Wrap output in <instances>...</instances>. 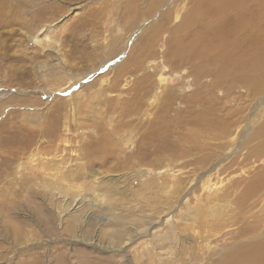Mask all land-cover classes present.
<instances>
[{
  "label": "rangeland",
  "instance_id": "1",
  "mask_svg": "<svg viewBox=\"0 0 264 264\" xmlns=\"http://www.w3.org/2000/svg\"><path fill=\"white\" fill-rule=\"evenodd\" d=\"M4 1L5 21L21 0ZM45 1L44 32L24 24L34 18L30 6L25 18L0 25V170L3 157L19 158L10 174L0 171V264H213L264 232V131L255 134L264 122V70L259 83L235 87L227 97L218 88L226 104L218 106L229 110L233 124L228 136L184 129L177 150L185 155L169 152L160 164L150 161L153 155L138 164L136 155L135 163L125 164L149 118L140 103L152 105L156 87L190 94L196 84L189 67L174 69L162 53L151 56L164 49L157 47L161 34L143 41L146 27L159 20L156 14L132 27L134 17L122 16L124 0ZM37 34L50 42H34ZM141 52L142 69L128 67L127 60ZM143 71L153 79L139 83ZM46 127L58 130V137L51 139ZM100 127L113 133L110 143L121 161L103 162L94 151ZM21 128L39 132L26 154L9 141ZM61 170L74 177L62 178ZM11 202L16 205L7 212ZM38 216L50 219L52 228ZM11 221L20 224L19 232L8 229Z\"/></svg>",
  "mask_w": 264,
  "mask_h": 264
},
{
  "label": "bare ground",
  "instance_id": "2",
  "mask_svg": "<svg viewBox=\"0 0 264 264\" xmlns=\"http://www.w3.org/2000/svg\"><path fill=\"white\" fill-rule=\"evenodd\" d=\"M3 1L4 0H0V4L6 2ZM124 1V5L122 7V16L124 18L127 16L134 17L131 22L132 27L138 24L139 21L137 20L139 19H147L155 14L158 16L159 20L157 22L152 23L149 28L146 27L147 29L145 30L147 33L144 34L143 41L146 42V44L150 43L151 39H153L156 35L161 34L164 36L162 37L163 42H159L157 47L160 48V46L163 45L164 49L158 50L156 48L151 50V56H157L159 53H162L164 59L166 60L164 64H169L174 69L182 66H188L189 72L187 75L191 74L193 76L192 82L196 84V87H193L194 90L190 94H188V91V95L180 96H178L176 93H173V91L169 90V88L168 90H165L156 87L158 89V93L155 98V102L152 103V105H146L143 102L140 103L142 104V107L140 105L139 107L143 109L145 106H147V110L151 108L152 112L148 115H145L146 112H148L146 110V112L143 114L144 116L149 117L144 122L143 128L145 129V132L143 135H140L137 140H135L137 143L132 141L134 147L129 153H127L129 155L126 156L125 162L123 163H135L136 155L138 158V164H140L141 161L146 158L149 159L148 155L155 156L154 158H151L150 161L159 164L164 161V156L166 155L167 157L169 152L175 156L181 154L185 155L187 152L183 151L182 148L181 150H177L180 149V145H182L180 134L184 131V129L193 130L192 133L195 131L201 135L203 132H209L213 134L219 132L218 136H228L229 132H231L230 125L232 123L228 119L231 117L230 112L225 108V114L218 115V111H224L222 110L223 108L218 105L224 104L222 103L224 102L222 99L225 96H229L230 93L234 91L235 87H246V85L253 82L259 83L258 77L262 75V70H264V0ZM20 2H22V0ZM20 2L17 6L18 9L15 10V12H12V14H9V18L7 17L5 21L3 20V16L6 14L9 8L7 6H3L2 4V7H0V25L1 23H4L5 26V24H9L13 19L20 21L18 18H25L27 16L26 14L29 13L25 9L30 6L32 8L34 7L35 9L34 18L31 17L30 20L23 21L24 24H28V26L32 28V32H40L41 30L43 31L40 33L44 32L46 28L40 23L43 19L42 15H44L47 11V4L45 3L46 1L37 0L36 3L31 4ZM19 8L21 10H19ZM106 9L109 10L108 7ZM113 9L114 8H110L111 13ZM176 19L179 20L173 22ZM94 23V20L92 22H87L88 25H94ZM33 40L34 42L38 43H41L43 40L45 42H50V37L45 35L44 38H40L39 34H37L34 36ZM138 41H134L132 46L135 47L138 44ZM141 53H138L135 56L136 61H134L135 57L129 58V60H127L126 64L129 63L128 67L133 66L135 65L134 63H136V70L142 69V61L139 65H137L139 62V57L143 55V52ZM126 64L122 65V67L119 69V72L117 73V76L125 71L124 68L126 67ZM150 79H153V75L149 76L148 73L143 71L137 81L141 83L145 80L150 81ZM136 86L139 88V86L141 87V84H137ZM218 88L224 89L226 91V95L223 98H220V96L217 97ZM154 89L155 86H151L149 93H152ZM136 95L137 93L132 94V101L136 99ZM225 105L226 104H224V106ZM25 123L22 122L21 125L24 126ZM80 123L81 122H79V124ZM46 125H48V123H46ZM231 126H233V124ZM46 130L47 132L43 130L42 133L45 131V134H49V137L51 134L55 135L56 138L58 137V130H55L54 132L48 131V128ZM28 131L34 133L30 134ZM35 131L37 130L21 128V133L12 132L11 135L14 138H10L9 141L15 142L17 145L11 143L13 144L11 145V149L16 150L18 148V152L23 151L24 154H26V152L29 150V147L33 146L35 143V139L39 134V132L38 134H35ZM263 131L264 122L260 124L255 134L259 136ZM98 133L99 134L96 140H94L92 143L96 144L98 147L94 151H98L99 153L101 152L103 154L101 161L106 162L112 158L121 161L123 159L122 153L116 151L117 148L114 146L112 147L110 143L109 136H111L113 133L107 132V130H105L103 127H100ZM175 135H179V138L176 140V142L173 141V137ZM192 139L190 140L193 143L195 142L194 145L196 146L197 140L194 138ZM198 146L201 147L200 143ZM49 148H51V146ZM42 150L47 151L46 148ZM95 157L97 158V156ZM18 159L19 158L15 159V157H3L4 164L2 165L5 168H1V170H7V172L10 174L9 169L12 168V165L16 160L18 161ZM54 165L51 166L54 167ZM51 166L49 165L47 168L50 169ZM63 168L68 169V167ZM52 169L54 170V168ZM76 173L78 177L79 175L81 176L80 167H78ZM61 174L62 178L65 176L64 178L68 177L71 179L74 177L73 174H75V172H73V174H65L64 172L62 173L61 170ZM32 176L33 175H31V177ZM30 179L31 178L26 179V181L29 182L32 180ZM33 180H36V177H33ZM60 180L62 179L60 178ZM65 190H63V193ZM249 191H251V189H249V186H247L246 192ZM64 197H66V195ZM15 205L16 203L11 202L10 204L6 205L7 207L5 206L4 209H6L7 212H11ZM34 209L38 215L42 214L43 209L40 203H38ZM49 220L50 219H43L42 217L38 216V221L50 226L53 224V222L51 223ZM9 224L10 225L8 226V229L13 233L20 231L19 223L11 221ZM247 229L250 230L249 228ZM244 231H246V227ZM251 237L252 238L247 243H238L234 247L229 248L228 251L223 253V255L218 258L219 260L213 264H264V232L258 236L254 233L251 235Z\"/></svg>",
  "mask_w": 264,
  "mask_h": 264
}]
</instances>
